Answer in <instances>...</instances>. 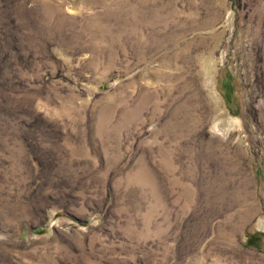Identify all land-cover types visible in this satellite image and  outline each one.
<instances>
[{
    "label": "rangeland",
    "instance_id": "rangeland-1",
    "mask_svg": "<svg viewBox=\"0 0 264 264\" xmlns=\"http://www.w3.org/2000/svg\"><path fill=\"white\" fill-rule=\"evenodd\" d=\"M0 264H264V0H0Z\"/></svg>",
    "mask_w": 264,
    "mask_h": 264
},
{
    "label": "bare ground",
    "instance_id": "bare-ground-1",
    "mask_svg": "<svg viewBox=\"0 0 264 264\" xmlns=\"http://www.w3.org/2000/svg\"><path fill=\"white\" fill-rule=\"evenodd\" d=\"M212 79H215V74H214V73L212 74ZM223 112H224V110H223ZM220 119H221L223 122H225V119H224V118H223V119H222V118H220ZM221 120L218 122L219 124H221V123H222V121H221ZM224 125H225V124H224ZM224 125H223V126H224ZM219 126L223 127L222 125H219Z\"/></svg>",
    "mask_w": 264,
    "mask_h": 264
}]
</instances>
